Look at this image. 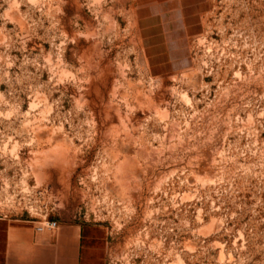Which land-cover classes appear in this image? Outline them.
Listing matches in <instances>:
<instances>
[{
    "label": "rangeland",
    "instance_id": "rangeland-1",
    "mask_svg": "<svg viewBox=\"0 0 264 264\" xmlns=\"http://www.w3.org/2000/svg\"><path fill=\"white\" fill-rule=\"evenodd\" d=\"M0 264H264V0H0Z\"/></svg>",
    "mask_w": 264,
    "mask_h": 264
},
{
    "label": "crops",
    "instance_id": "crops-1",
    "mask_svg": "<svg viewBox=\"0 0 264 264\" xmlns=\"http://www.w3.org/2000/svg\"><path fill=\"white\" fill-rule=\"evenodd\" d=\"M177 3H172L173 8L166 9L168 12L162 6L156 5L154 8L152 7L153 15L143 17L144 21L142 20L145 23L143 28L151 29V32L157 35L158 43L168 49L172 60L180 59L179 55H174V52L176 50L177 52L182 51L180 46H183L184 43L182 13Z\"/></svg>",
    "mask_w": 264,
    "mask_h": 264
},
{
    "label": "built area",
    "instance_id": "built-area-1",
    "mask_svg": "<svg viewBox=\"0 0 264 264\" xmlns=\"http://www.w3.org/2000/svg\"><path fill=\"white\" fill-rule=\"evenodd\" d=\"M56 224V222H52L51 225L54 226Z\"/></svg>",
    "mask_w": 264,
    "mask_h": 264
}]
</instances>
